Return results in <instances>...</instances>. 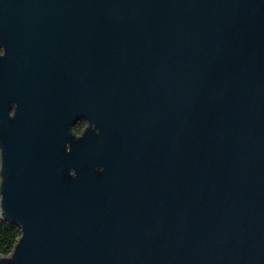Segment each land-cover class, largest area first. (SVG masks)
Instances as JSON below:
<instances>
[{
	"label": "water",
	"instance_id": "1",
	"mask_svg": "<svg viewBox=\"0 0 264 264\" xmlns=\"http://www.w3.org/2000/svg\"><path fill=\"white\" fill-rule=\"evenodd\" d=\"M0 220V264H264V0H0Z\"/></svg>",
	"mask_w": 264,
	"mask_h": 264
},
{
	"label": "trees",
	"instance_id": "2",
	"mask_svg": "<svg viewBox=\"0 0 264 264\" xmlns=\"http://www.w3.org/2000/svg\"><path fill=\"white\" fill-rule=\"evenodd\" d=\"M83 127L84 124H80L74 131L79 133ZM19 237L20 230L17 226L0 220V256L10 255Z\"/></svg>",
	"mask_w": 264,
	"mask_h": 264
},
{
	"label": "flooded vegetation",
	"instance_id": "3",
	"mask_svg": "<svg viewBox=\"0 0 264 264\" xmlns=\"http://www.w3.org/2000/svg\"><path fill=\"white\" fill-rule=\"evenodd\" d=\"M80 124H84V127L80 130V132H79V133H76V132L74 131L78 136H81V135H82V132H83V130H84L85 127H86V123H85L84 121H79V122L76 124V126L74 127L73 130H75L76 127L78 128V126H79Z\"/></svg>",
	"mask_w": 264,
	"mask_h": 264
}]
</instances>
